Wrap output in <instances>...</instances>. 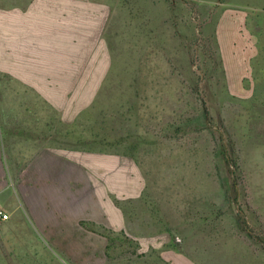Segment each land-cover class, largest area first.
<instances>
[{
    "label": "rangeland",
    "instance_id": "1",
    "mask_svg": "<svg viewBox=\"0 0 264 264\" xmlns=\"http://www.w3.org/2000/svg\"><path fill=\"white\" fill-rule=\"evenodd\" d=\"M106 1L123 9L122 47L147 35L153 63L143 79L131 64L105 87H69V136L58 122L54 138L75 160L137 156L147 183L123 202L135 231L111 263L264 264V0ZM11 91L0 75V97Z\"/></svg>",
    "mask_w": 264,
    "mask_h": 264
},
{
    "label": "crops",
    "instance_id": "2",
    "mask_svg": "<svg viewBox=\"0 0 264 264\" xmlns=\"http://www.w3.org/2000/svg\"><path fill=\"white\" fill-rule=\"evenodd\" d=\"M122 13L106 0L1 3L0 75L12 89L0 97V207L9 214L0 219V249L7 264H119L110 261L112 243L135 231L123 202L141 197L147 183L137 156L75 160L54 138L58 122L69 136V87H105L111 72L131 64L143 79L153 63L147 35L134 37L142 47H122ZM15 144L36 148L14 173L9 160L21 156Z\"/></svg>",
    "mask_w": 264,
    "mask_h": 264
},
{
    "label": "trees",
    "instance_id": "3",
    "mask_svg": "<svg viewBox=\"0 0 264 264\" xmlns=\"http://www.w3.org/2000/svg\"><path fill=\"white\" fill-rule=\"evenodd\" d=\"M101 99H102V97L96 96V98L94 99V101L89 106H87L85 109H83V111L85 110L86 112L92 113V111L94 109H98L97 107L100 108V104L103 102V101L101 102ZM83 111H80L79 114L83 113ZM79 114L77 116H79ZM132 148H134L135 150H139L140 143H138V142L134 143V145H132V146L129 147V150L130 149L133 150ZM69 150H71V149H69ZM125 154L131 155L133 153H125Z\"/></svg>",
    "mask_w": 264,
    "mask_h": 264
},
{
    "label": "built area",
    "instance_id": "4",
    "mask_svg": "<svg viewBox=\"0 0 264 264\" xmlns=\"http://www.w3.org/2000/svg\"><path fill=\"white\" fill-rule=\"evenodd\" d=\"M8 218H9V214L4 212L0 207V219H8Z\"/></svg>",
    "mask_w": 264,
    "mask_h": 264
}]
</instances>
